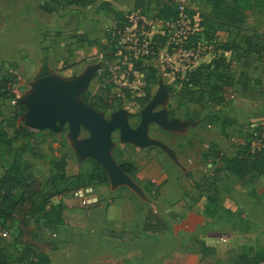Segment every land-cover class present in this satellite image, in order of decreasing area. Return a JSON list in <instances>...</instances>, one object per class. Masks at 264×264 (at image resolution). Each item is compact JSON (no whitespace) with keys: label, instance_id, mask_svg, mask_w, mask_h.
I'll return each mask as SVG.
<instances>
[{"label":"rangeland","instance_id":"obj_1","mask_svg":"<svg viewBox=\"0 0 264 264\" xmlns=\"http://www.w3.org/2000/svg\"><path fill=\"white\" fill-rule=\"evenodd\" d=\"M77 1L78 3H74V0H29L28 3L22 5H4L0 0V18L2 8L5 7L8 9L9 16L13 18L10 23L23 26L28 24L30 29L34 30L33 35L28 36L8 33L0 35V81L6 79L13 81L10 87L11 95L21 96L29 93L30 86L38 82L44 76V72H47L49 76L71 78L72 81L79 69L82 71L86 66L95 65L96 57L103 50L110 29L120 21L119 16L109 12L110 7L118 11L121 9L123 15L133 11L135 7V0H123V2L117 0L118 3L112 0L114 4L113 2L106 4L107 0ZM165 1L141 0V4L137 5H140L144 14L151 16L156 13L157 9H160L159 2ZM185 1L198 9L193 10L200 15L203 22L197 39L206 43L210 52V55L199 63L197 69L206 66L210 68V65L219 59V52L222 54L223 44L235 41L241 49L223 52L222 56L230 64L227 73L236 84L229 87L227 83L223 92L216 95L217 100H221L219 106H210L215 103L210 100L209 93L205 92L196 94V98L182 104L180 97L190 92L191 88L186 84L197 69L188 73L183 79L170 80L168 79L170 75L164 69L159 56L147 60L144 66L139 68L141 80L146 85L145 96L155 95L158 89L162 91L164 100L161 106L163 102L165 105L159 110L162 109L161 112L166 120L171 122L170 127L177 125L190 127L186 134H171L163 131L160 128L162 126L152 123L149 126L148 138L167 143L181 151L178 159L186 168V182L182 183L183 195H185L177 196L176 204L186 205V198L192 197L196 202L204 205L203 208L210 207L209 213L212 212L213 216L209 215L210 221L202 226L201 233L214 235L218 243L219 239H227V244L221 245L220 242V245H216L218 252L214 255H200V264H235L236 262L238 264H264V176L262 175L264 162L255 164V167L251 169L252 166L245 161L250 156L253 157V154L251 155L249 150L243 147L248 139V131L264 121V17L262 9L251 4L245 13L243 26L248 30L243 32L242 36L251 37V43L257 45V51L246 56L243 53L246 44L242 38H233L235 30L226 28V31L213 33L210 22L202 18L204 13L209 12V7L198 0H190L191 3L188 0ZM176 5L175 3L173 7ZM14 7L17 9L15 10ZM22 13H28L30 19H25L24 16L20 20L18 17ZM39 26L43 28L37 32ZM256 63L257 66H254ZM148 68L156 70L153 80L150 76L152 72ZM225 69L222 67L220 70L226 73ZM205 73H211L210 69ZM98 81V78L94 77L90 85L86 86L74 101L90 108L98 97L101 99L110 97L107 89ZM218 82L220 81L217 77L211 78L208 86L220 87ZM81 95L85 102L81 100ZM144 97H127L124 100L115 98L114 110L90 109L100 115L104 121H109L114 113L120 112V109L132 112L135 116L127 117V120L130 127L134 129L139 125L141 113L148 105ZM12 100L3 104L2 111L0 110V177L8 167L28 177L24 172L22 173L28 164L31 168L33 166L35 175L54 174L52 161H59L62 164L64 158L67 157L71 159L67 165L68 174L90 170L88 164L80 165L77 162V152L73 146L76 140L69 138L68 125L60 127L57 133L49 130H29L31 133L29 137H22L17 133L16 123L12 121L16 119L11 117L13 104L11 106L10 103H14ZM4 130L11 138L12 142L9 145H6L2 138ZM190 135L193 136V140H190ZM88 137V131L80 128L77 140ZM190 142L193 144L185 151L184 148ZM183 149L184 152H182ZM148 151V155L152 153L155 156L161 155V152L156 149L148 148ZM138 153V149L132 146L120 145L118 132L112 134L110 157L116 166L123 161V158L130 161L137 158ZM202 154L208 155L209 165H205L202 161ZM215 154H221L223 158L214 159ZM17 156L20 160H15L13 164L12 161ZM192 157L196 158L197 163L190 162ZM230 161H233L231 166L228 165ZM202 164L206 167H202ZM154 170L151 169L150 172ZM174 173L179 172L174 170ZM53 201L56 204L59 202L58 200ZM22 206L17 210L16 223L2 224L0 246L4 247L6 253L9 254V264H17L13 259H17L21 250L20 246L14 244V241L18 236V227L23 226L21 221L28 215V204ZM204 216L206 219L209 218L205 214ZM167 221L169 223V219ZM34 226H36L35 222L27 227L22 240L32 241L31 235H27L31 231L30 233L37 236V240L33 242L44 251L50 242L45 240L48 237L42 235ZM2 233H6L5 238L1 236ZM43 240L47 241L46 244ZM195 246L197 252L204 253L200 251L199 243Z\"/></svg>","mask_w":264,"mask_h":264},{"label":"crops","instance_id":"obj_2","mask_svg":"<svg viewBox=\"0 0 264 264\" xmlns=\"http://www.w3.org/2000/svg\"><path fill=\"white\" fill-rule=\"evenodd\" d=\"M172 1L176 4L181 2L187 6L189 5L185 0ZM188 1L190 2V0ZM198 1L209 7V12L203 14L205 16L209 15L211 11L210 6L203 0ZM1 2L4 3V5H22L28 3L29 0H1ZM112 2V0H107L105 3L110 4ZM116 2L118 3L117 0ZM188 7L196 11L198 10L193 5H189ZM110 8L116 12H123L120 11L121 9L118 11L112 7ZM14 9L16 10L17 7H14ZM21 9L22 7L20 10ZM7 12V8H2L0 35L8 33L16 35L24 34L28 36L34 32V30L32 31L30 29V25L28 26V24L23 26L15 25L13 22L10 23L13 18L10 17ZM24 16L25 19H30L28 13L19 14L18 18L21 20ZM40 28L43 27L39 26L37 32ZM222 54L219 52L218 57ZM225 54L226 53H224V55ZM226 64L229 67L230 64L227 62ZM93 66V64L86 66L82 71L79 69L77 71V76H75L73 80L82 77L87 70L91 69ZM254 66H257V63ZM199 69L200 68L197 70ZM148 70L152 72L150 76L153 80L156 70L153 68H148ZM162 72L164 71L162 70ZM51 77L60 82H71V78L60 76ZM93 79L94 78L89 81L87 86L90 85ZM168 79L173 80L170 76ZM34 85L32 84L30 86L31 91L25 95L20 96L14 94L15 99L21 102L27 96L35 95ZM107 94H109V92H107ZM157 99H159L160 102L156 104L153 113L161 112L162 109L159 110V108L165 105L163 102L161 106L164 96L159 89L155 95L148 98L146 104L149 105ZM9 101H11V99H0L1 111L3 104H7ZM10 104L11 106L13 104V111H11V117L13 118L15 100L14 103L11 102ZM220 104L221 103H212L210 106H219ZM119 111L124 112L127 117L135 116L133 115L134 113L127 112L124 109H120ZM23 116L24 115L16 120L12 119V121L16 123V129L23 124ZM149 128L150 127H148V132ZM160 128L165 132L181 135L186 134L188 129H190V127H179L178 125ZM4 132L6 131L4 130ZM6 135L10 138L7 133ZM85 139L79 138L78 141ZM190 140H193V136L191 135ZM155 141L159 145L139 148L119 140L120 145L132 146L139 151L137 158H133L131 161L123 158L122 161L130 164L135 169V172L131 175L124 174L130 181L131 186L114 185L107 177L108 181L104 185L94 184L63 196L61 200L63 208L60 211L61 221L56 231L51 233L44 229L40 230L42 235L48 237V239L45 240L50 242V245H47L46 250L43 251L48 257L50 264H200V255H214L218 252L216 245H220V242L222 243L221 245L227 244V239H219L220 242L218 243L217 238L213 237L214 235L210 233L207 235L201 233L203 229L202 226L206 223L208 224L210 221V218L206 219L204 216V205L196 202L192 197L189 199L186 198V205L176 204L178 200L177 196L181 194L182 196L185 195H183L182 183L186 182V168L178 159V155H180L181 151H179L177 147L176 149L178 150H176L172 145L169 146L167 143L158 140ZM187 144L188 145L184 148L185 151L193 143L191 144L190 142ZM148 148L159 150L161 155L155 156L153 153L152 155H148ZM184 149L182 152H184ZM217 157L218 156L215 154L214 159ZM201 158L202 161L205 162V165H209L210 159L207 154H202ZM85 159L86 158L83 159L79 157L77 154V162H82ZM70 160V157L65 158L66 176L78 173H67V165ZM190 162L195 164L197 160L192 157ZM205 165L202 164V167H206ZM151 169L155 170L150 172ZM174 170H177L179 173L175 174ZM29 172L35 179H40L45 176L44 173L35 175L33 166L30 168ZM148 183H151L154 187L160 185L161 188L157 193L149 195L145 190V186ZM87 199H96V202L86 205L84 201ZM53 204L56 203L53 201ZM149 209L161 215L165 220L167 225V230L165 232L160 234L142 232V227ZM28 217L30 218V216ZM168 219L169 223L167 221ZM41 221L42 220L39 219L38 224ZM39 225L41 226V224ZM45 240H43V242H45ZM46 242L44 244H46ZM198 243L201 246L200 251H204V253H199V251L197 252L195 250V245Z\"/></svg>","mask_w":264,"mask_h":264},{"label":"trees","instance_id":"obj_3","mask_svg":"<svg viewBox=\"0 0 264 264\" xmlns=\"http://www.w3.org/2000/svg\"><path fill=\"white\" fill-rule=\"evenodd\" d=\"M74 3H78L77 0H74ZM210 6V14L202 15L204 21H209L213 33H217L218 31H226L227 29L235 30L234 39L237 37L242 38V41L246 44L243 53L245 55H250L256 52L257 45L251 43V37H243L242 34L247 28L243 27L245 13L250 7L251 4L260 7L262 9V14L264 17V0H203ZM141 0H135L134 10L140 9ZM175 3L172 0H166L165 2H159V8L155 13V17L157 18H168L175 17V7H173ZM109 12H112L115 16H119L120 21H122L123 13L116 12L110 8ZM117 22V25L120 23ZM224 28V29H223ZM242 36V37H241ZM222 52L235 51L240 50L241 48L233 41V43H224L222 48ZM224 67L226 68V73H223L220 69ZM228 65L226 64L225 59L221 55L217 61L213 64L199 70L193 72L190 76L187 86L190 87V92L186 93V95H181L180 100L182 104L184 102H190L191 99L196 98V94L199 93H209L210 100L214 103H220V99L217 100V96L223 92L224 87H227V83H229V87L236 84V82L229 78V70H227ZM210 69L211 73L206 74V70ZM203 74H206L205 76ZM217 74H219L217 76ZM204 76V77H203ZM212 76V77H211ZM203 77V78H202ZM217 77L220 82L218 85L220 87H214L212 85L209 87V80L211 78ZM13 82V81H12ZM11 79L1 80L0 81V99H14V95L10 93L12 86ZM107 92L108 89H107ZM200 94V95H201ZM81 100L85 102L83 99V95L80 96ZM149 98V94H147L143 99L147 101ZM192 99V100H193ZM15 100L14 108L15 112L13 113V118L17 119L25 114L26 109L25 106L19 101ZM95 103L90 106L91 109L100 110V111H109L114 110L115 97L110 96L105 99H101L98 97ZM2 138L5 141L6 145H9L12 141L11 138L7 137L6 133L3 132ZM17 133H19L22 137H29L30 132L28 129L24 127V123L17 129ZM249 137V135L247 134ZM248 149V145L243 146ZM23 148V147H21ZM26 153L25 151H23ZM23 153V154H24ZM33 154V153H32ZM252 155V154H251ZM22 156V155H21ZM33 156V155H32ZM218 159L223 158V155H217ZM15 160H20V157H14L12 163H15ZM61 160V159H60ZM236 160V157L233 159ZM54 161V160H53ZM51 163L53 166L55 173L48 174L47 176H43L40 179L33 178L28 172L31 165H27L24 168L22 173L28 175V177H24L20 175L16 171L13 170L12 167H8L0 177V234L2 231V224L13 225L16 223V214L18 208H22V205L28 204V215L27 218L24 217L21 221L23 226L18 227V236L15 237L16 240L14 244L20 246L21 250L19 251V255L17 259H13L17 264H50L48 257L46 254L35 244L36 235L34 233L28 232L27 235H31L32 241H23L22 238L24 232L27 230V227H30V224L35 222V229L38 231L44 229L51 233L55 232L57 226L59 225L60 219V211L62 210V198L64 195L82 189L87 188L91 185H104L107 183L108 178L101 165L91 159L86 158L82 162L78 161L81 164H88L90 166V170L86 173L78 172L77 174L66 176L65 167L66 162L65 158L62 161V164L59 161H54ZM21 162V161H20ZM51 162V161H50ZM233 161L228 162V165ZM246 163L249 164L251 169L255 167V164L264 162V154H254L253 157L247 158ZM23 164V162L21 163ZM119 170L123 174L131 175L135 172L133 166L128 163L121 162L118 164ZM235 173V171H233ZM264 176V173H262ZM161 186L154 187L151 183H148L145 186V190L149 195L155 194ZM55 198H60V201L57 204H53V200ZM210 207L204 208V214L209 217H212V212L209 213ZM35 215L37 217L35 218ZM30 216V218L28 217ZM34 217V219H31ZM210 218V217H209ZM41 226L38 224V220ZM167 230V225L165 220L161 215L149 209L146 215V219L144 225L142 227L143 233L150 234H160ZM35 232V231H34ZM3 234V233H2ZM36 239V240H35ZM13 244V243H12ZM4 247L0 246V264H9V254ZM235 264H238L236 262Z\"/></svg>","mask_w":264,"mask_h":264},{"label":"built area","instance_id":"obj_4","mask_svg":"<svg viewBox=\"0 0 264 264\" xmlns=\"http://www.w3.org/2000/svg\"><path fill=\"white\" fill-rule=\"evenodd\" d=\"M175 12V17L162 19L136 9L123 15L122 21L110 29L96 57L99 68L95 77L111 96L118 100L144 97L146 85L139 68L155 56L161 58L172 79H183L210 55L207 44L197 39L203 22L200 15L182 3L176 5ZM247 134L249 153L264 154V121ZM95 202L96 199H87L84 204ZM1 236L5 238L6 233Z\"/></svg>","mask_w":264,"mask_h":264},{"label":"water","instance_id":"obj_5","mask_svg":"<svg viewBox=\"0 0 264 264\" xmlns=\"http://www.w3.org/2000/svg\"><path fill=\"white\" fill-rule=\"evenodd\" d=\"M98 68L99 65H94L82 77L71 82H60L44 72V76L33 86L35 95L27 96L21 101L26 109L23 116L24 127L31 131L49 130L57 133L60 127L68 125L69 138L76 140L73 146L79 157L97 161L112 184L131 186L110 157L112 134L118 132L121 142L145 148L159 145L148 138L150 124L170 127L171 122H167L162 112L153 113L159 99L146 107L135 129L130 127L127 116L122 111L114 113L109 121H104L86 105L75 102L74 99L95 77ZM80 128L87 130L89 137L78 141Z\"/></svg>","mask_w":264,"mask_h":264},{"label":"flooded vegetation","instance_id":"obj_6","mask_svg":"<svg viewBox=\"0 0 264 264\" xmlns=\"http://www.w3.org/2000/svg\"><path fill=\"white\" fill-rule=\"evenodd\" d=\"M132 116H128V118H131ZM136 127H138V126H136Z\"/></svg>","mask_w":264,"mask_h":264}]
</instances>
